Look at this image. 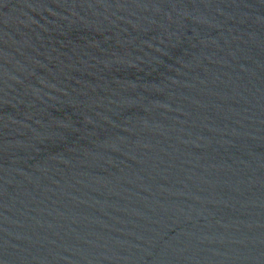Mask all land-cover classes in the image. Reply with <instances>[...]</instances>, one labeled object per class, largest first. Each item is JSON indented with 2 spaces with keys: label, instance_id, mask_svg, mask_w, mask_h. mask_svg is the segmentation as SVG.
<instances>
[{
  "label": "water",
  "instance_id": "water-1",
  "mask_svg": "<svg viewBox=\"0 0 264 264\" xmlns=\"http://www.w3.org/2000/svg\"><path fill=\"white\" fill-rule=\"evenodd\" d=\"M0 264H264V0H0Z\"/></svg>",
  "mask_w": 264,
  "mask_h": 264
}]
</instances>
